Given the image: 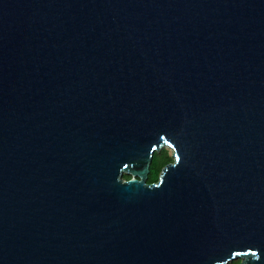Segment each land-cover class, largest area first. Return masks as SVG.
<instances>
[{"label":"water","instance_id":"1","mask_svg":"<svg viewBox=\"0 0 264 264\" xmlns=\"http://www.w3.org/2000/svg\"><path fill=\"white\" fill-rule=\"evenodd\" d=\"M235 260L264 264V0H0V264Z\"/></svg>","mask_w":264,"mask_h":264},{"label":"trees","instance_id":"2","mask_svg":"<svg viewBox=\"0 0 264 264\" xmlns=\"http://www.w3.org/2000/svg\"><path fill=\"white\" fill-rule=\"evenodd\" d=\"M171 162V158L167 149H160L158 152H153L148 168L146 184L154 183L157 180L158 174L162 167ZM123 180H128L129 176L123 174ZM238 261L230 262L228 264H237Z\"/></svg>","mask_w":264,"mask_h":264},{"label":"rangeland","instance_id":"3","mask_svg":"<svg viewBox=\"0 0 264 264\" xmlns=\"http://www.w3.org/2000/svg\"><path fill=\"white\" fill-rule=\"evenodd\" d=\"M161 149H167L169 152V155L171 154L170 149L168 147L165 146V147H162Z\"/></svg>","mask_w":264,"mask_h":264},{"label":"flooded vegetation","instance_id":"4","mask_svg":"<svg viewBox=\"0 0 264 264\" xmlns=\"http://www.w3.org/2000/svg\"><path fill=\"white\" fill-rule=\"evenodd\" d=\"M235 261H238V263H239V260H235ZM232 262H234V261H232ZM238 263H237V264H238Z\"/></svg>","mask_w":264,"mask_h":264}]
</instances>
